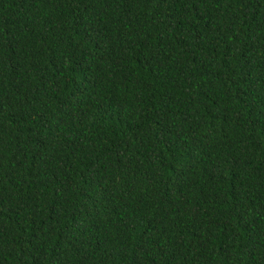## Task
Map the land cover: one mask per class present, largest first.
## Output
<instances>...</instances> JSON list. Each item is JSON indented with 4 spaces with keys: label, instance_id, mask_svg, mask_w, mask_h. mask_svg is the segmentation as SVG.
<instances>
[{
    "label": "trees",
    "instance_id": "obj_1",
    "mask_svg": "<svg viewBox=\"0 0 264 264\" xmlns=\"http://www.w3.org/2000/svg\"><path fill=\"white\" fill-rule=\"evenodd\" d=\"M0 264H264V0H0Z\"/></svg>",
    "mask_w": 264,
    "mask_h": 264
}]
</instances>
